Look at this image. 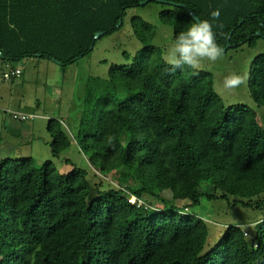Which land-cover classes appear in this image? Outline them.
I'll list each match as a JSON object with an SVG mask.
<instances>
[{
    "label": "trees",
    "instance_id": "16d2710c",
    "mask_svg": "<svg viewBox=\"0 0 264 264\" xmlns=\"http://www.w3.org/2000/svg\"><path fill=\"white\" fill-rule=\"evenodd\" d=\"M143 1L0 0L1 80L20 79L17 66L29 59L75 64L93 52L97 33L120 31L129 10L149 3L164 6L158 20L172 28V41L193 20L168 3L208 20L225 52L264 39V0ZM129 26L140 48L89 80L76 137L47 122L52 159L74 141L89 168L61 175L52 161H0V264H264V129L256 113L224 106L210 73L172 71L150 23L134 15ZM14 70L20 74L5 80ZM247 88L264 107V55L250 66ZM24 114L33 118L12 122L38 118ZM89 173L110 182L93 183ZM202 198L260 215L219 235L209 232L213 209L187 212Z\"/></svg>",
    "mask_w": 264,
    "mask_h": 264
},
{
    "label": "rangeland",
    "instance_id": "374dc122",
    "mask_svg": "<svg viewBox=\"0 0 264 264\" xmlns=\"http://www.w3.org/2000/svg\"><path fill=\"white\" fill-rule=\"evenodd\" d=\"M162 9L164 6L160 4L149 3L144 7L129 10L120 31L101 37L88 57L80 59L71 66L61 67L47 60L29 59L17 66L21 68L22 76L20 79H14L12 84L3 82L0 72V86H3L4 90L12 89L11 97L15 100L14 104H21L27 109H21L22 112L29 111L38 115V118L33 120L36 122L33 127L30 125L32 121L14 122L17 128L20 127L22 130L24 128L23 134L0 133V161L32 157L36 168H40L46 161H52L56 171L61 175L68 174L74 168L87 170L88 157L78 150L74 141L59 158L52 159L49 147L51 140L46 132L47 122L52 119L57 120L71 138L76 137L89 80L96 76L105 77L111 64L129 63L131 58L125 59L123 55L121 56V52L126 51L133 55L140 48L137 41L128 33L129 20L132 16L137 15L154 26L155 37L152 44L162 49L163 58L172 42L173 30L170 26H164L159 22L158 13ZM258 55H264V39H259L255 48L245 45L238 49H230L215 63L204 61L198 70L211 74L213 89L224 106L244 105L251 108L264 129V107H256L251 100L247 88L248 80L236 90L228 91L223 88L225 77L231 73H247L249 77V68ZM92 177V173H89V179ZM100 179L103 182H110L102 177L94 178L92 181L98 184ZM109 184L113 185V183ZM201 191L208 194L213 192L209 187H202ZM164 196L169 198L170 194L165 192ZM200 204L187 212L197 214L213 209L216 225L209 226V232L215 231L219 235L223 227L241 222L247 215V217L260 215L257 214L258 212L246 211L240 207H228L226 203H218V207L215 208V204L205 198L201 199ZM206 216L210 218L209 215Z\"/></svg>",
    "mask_w": 264,
    "mask_h": 264
},
{
    "label": "clouds",
    "instance_id": "9594fccd",
    "mask_svg": "<svg viewBox=\"0 0 264 264\" xmlns=\"http://www.w3.org/2000/svg\"><path fill=\"white\" fill-rule=\"evenodd\" d=\"M213 19L218 20L219 10L211 13ZM224 55V48L216 42L213 25L208 20L195 19L186 30L181 31L167 47L163 59L172 71L200 69L202 62L215 63ZM247 73H231L225 77L223 88L228 91L236 90L248 80ZM254 227V225L252 226ZM247 235V232L245 233Z\"/></svg>",
    "mask_w": 264,
    "mask_h": 264
},
{
    "label": "crops",
    "instance_id": "0c3cea01",
    "mask_svg": "<svg viewBox=\"0 0 264 264\" xmlns=\"http://www.w3.org/2000/svg\"><path fill=\"white\" fill-rule=\"evenodd\" d=\"M6 90H4L3 86H0V106L4 107L5 109H8L10 111H21V109H26L24 106H22L21 104H14V99H12V89H8L5 88ZM5 96V97H4ZM5 98V99H4ZM12 104V105H11ZM27 110V109H26ZM22 112V111H21ZM25 113H31L29 111H23ZM33 114V113H31ZM35 121L31 122V127H33V125L35 124ZM0 133L1 134H23V130L22 128H17L14 124V122H12L9 118L8 115L6 114H1L0 115ZM18 132V133H17ZM27 134V133H25Z\"/></svg>",
    "mask_w": 264,
    "mask_h": 264
},
{
    "label": "built area",
    "instance_id": "2783aa9c",
    "mask_svg": "<svg viewBox=\"0 0 264 264\" xmlns=\"http://www.w3.org/2000/svg\"><path fill=\"white\" fill-rule=\"evenodd\" d=\"M20 72L19 70H14V71H11L10 73H5L4 74V79L7 80L9 79L10 75H19ZM6 112V113H5ZM5 114H8L9 115V118L10 120H17V121H25L27 119H32V115H27V114H24V113H20V112H14V111H10V110H5ZM136 200L134 198H129V202L131 204H133ZM140 204V203H139Z\"/></svg>",
    "mask_w": 264,
    "mask_h": 264
},
{
    "label": "water",
    "instance_id": "95a60500",
    "mask_svg": "<svg viewBox=\"0 0 264 264\" xmlns=\"http://www.w3.org/2000/svg\"><path fill=\"white\" fill-rule=\"evenodd\" d=\"M147 2H149V0H145V1L141 2V3H139V5L143 6ZM158 2L161 3L162 1H158ZM163 3H165V2H163ZM168 4L171 5V6H175L177 8L183 9L185 12H187L189 14V16L191 17L192 20L197 19V17L192 12H190L189 9L186 6L181 5V4H173V3H168ZM120 25H121V22L118 23L117 27L120 26ZM102 35H103V33H97L95 35L94 40H99ZM257 36H260V33H257ZM227 48H229V45H227ZM224 52H225V49H224Z\"/></svg>",
    "mask_w": 264,
    "mask_h": 264
}]
</instances>
